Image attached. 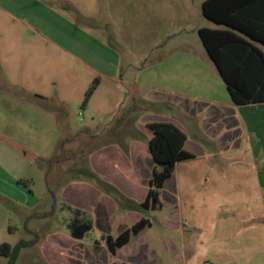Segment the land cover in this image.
Returning a JSON list of instances; mask_svg holds the SVG:
<instances>
[{"label": "rangeland", "instance_id": "1", "mask_svg": "<svg viewBox=\"0 0 264 264\" xmlns=\"http://www.w3.org/2000/svg\"><path fill=\"white\" fill-rule=\"evenodd\" d=\"M109 1L0 0V78L2 75L8 78L11 76L10 67L14 68L16 61L11 62L10 50L12 49L17 53L20 51L28 53L29 62L24 61L25 65L22 67L24 78L35 80L41 77L49 83H59L62 79L80 78L86 93L82 95L83 101L73 103L72 109L73 117L82 121L86 113L90 112L84 107L87 103V93L92 86L95 85L97 88L100 78L90 75L89 71L79 66L73 58L68 57L61 48L76 45L87 48L99 47L101 50L103 47L107 50V45L103 43L111 45L119 52L120 62L129 65L132 80L135 79L147 85L145 88L125 85L116 91L111 100H106L101 96L94 98V103L105 107L110 114L112 111V115H115V118L113 117L114 127L118 128L120 123L124 127L134 126L137 120L145 114L150 115L155 122H160L162 118H170L182 127L190 140L199 142L207 154L206 157L197 154L200 157L195 156L193 159L181 161L177 167L179 176H187L189 172L192 176H205L202 183L195 186L194 191L189 192L190 197L182 196L184 212L191 202L196 207H200L206 219L214 222L213 224L217 223L220 227L215 234L206 233L204 245L187 248L188 256L193 255L192 263L202 264L203 257L219 260L221 253L218 251L221 249L224 254L222 258L232 259L231 263L224 261L221 264H257L264 257V189L258 186V190H254L255 195H250L242 190L233 192V187L240 172L243 173V178L248 177V181L257 183L254 175L250 172L244 173V170L251 168L256 173L257 170L263 169L264 156L259 158V161L255 160V142L251 139L256 140V135L249 133L247 125V127H242V124L236 126L234 124H245L249 119L245 113L259 112L260 115L253 119L256 121L252 119L250 121L262 127L259 132L264 131V103L246 105L251 107L248 109L249 112L242 109L241 114L238 113V108L243 106L236 105L235 108L226 106L231 100L226 84L208 57L198 33L191 31L190 23L194 21L196 26L207 24L212 28L223 27L203 16L201 11L203 0H164V7L168 6L170 10L178 7L182 14L180 13L177 20H175L177 13L170 12L174 19L169 14L167 17L164 14V21L168 17L171 19L169 26L172 27L171 31H174V35L170 38L164 37L160 44L161 47L148 52L144 48H147L149 44H133L131 39L122 32L124 20L129 18V22L135 14L133 7L136 6L137 9L146 4L141 6V9L143 7V12L148 13L153 2L131 0V3H128L129 11L131 8V13H128L130 17L124 18L122 13L118 16L110 15ZM188 5H191L194 11L191 20L187 18ZM140 15L142 16V13ZM184 26L187 31H181ZM121 40L129 46V50L123 49ZM185 53L190 55L189 58L193 59L195 64L200 63V66L204 65L206 69L208 68L210 75L202 78L198 76L200 75L198 73L196 79L203 80V84H189V87L181 84V86L172 88L178 91L177 94L162 91L160 92L163 94L161 97L153 99L150 96L152 89L149 85H161V80L165 82L172 73L168 69H172L177 59H183L182 54ZM196 73L193 72V75ZM154 77H156V84L152 82ZM87 84L90 85L87 86ZM51 90L54 92L51 94L57 95L59 92L58 87H51ZM125 90L130 91L129 95L125 93ZM135 90L139 91L136 95ZM224 112H227L228 116L223 118L222 113ZM123 113L124 115L121 116ZM218 114L221 116H217ZM239 132L241 137L234 142V136ZM58 137L63 140L69 139L62 134ZM104 137L119 140L121 135L109 134ZM231 144H233L232 149L226 152L223 148ZM58 146L59 144L52 143L45 152L46 155L41 159L27 152L25 157L27 171L19 179L21 180L19 183L24 188L27 187L28 192H31L40 202L31 206L19 200L17 207L11 208V218L6 225L0 227V244L2 242L11 243L14 246L22 242L28 244L21 249L16 264H48L42 253L43 242L51 232L62 231L68 235L70 233L65 228L64 221L68 218L67 215L61 209L59 201L53 199L48 192V189L52 187L58 190L57 183L51 181L58 174V165L53 164L52 160V156L58 152ZM22 153L25 155L26 152L22 151ZM43 159L50 160L45 163ZM241 163H251V165L246 167ZM87 166L86 157L83 159V171ZM212 169L216 170L218 180L221 182L220 186H225L224 189H215L218 185L216 182H212L211 186L206 184V180L209 182L208 176L212 173ZM47 174H50L49 181ZM188 185L189 182H182L183 187ZM168 188L171 189L170 184ZM186 199L188 203H185ZM3 201L6 202L4 199ZM170 202L174 205L175 197L170 200L169 196L163 192L161 200L163 209L148 211L147 217L154 226L147 228L144 232L148 237L147 245L144 247L148 261L145 262L146 259L141 264H174L170 238H175L170 226L160 224L161 217L166 218L171 214L170 207H168L171 205ZM221 206L225 207L221 209L222 211L220 210L218 218L217 208ZM229 206H233L231 210L235 213L231 214V210L225 211V208ZM43 212H48L46 214L48 217L46 215L42 218L33 217ZM90 234L93 237L86 238V241L92 245L93 240L97 238V233L91 232ZM108 258L109 261L112 259L111 256ZM8 261L6 257L0 256V264H8ZM93 261L90 264H107L106 261H100V259Z\"/></svg>", "mask_w": 264, "mask_h": 264}, {"label": "crops", "instance_id": "2", "mask_svg": "<svg viewBox=\"0 0 264 264\" xmlns=\"http://www.w3.org/2000/svg\"><path fill=\"white\" fill-rule=\"evenodd\" d=\"M129 2L131 3V0H110L108 3L110 15L118 16L122 13L124 18L128 17V13H131ZM150 2H153V4H151L152 8L148 13L143 12V7L141 9V6L146 4L139 6L137 9L136 6L133 7L135 14L129 22V18L124 20L122 33L128 36L133 44H149L144 49L153 52L161 47L160 44L163 42L164 37L170 38L174 35V31H171L172 27L169 26L171 19L168 17L164 21V14L166 17L169 14L173 18L171 13H177L178 16L175 19L177 20L181 12L178 7L175 10H170L168 6L164 7V0H150ZM186 12L187 18L191 20L194 16L193 7L188 5ZM112 21L115 22L113 18ZM114 27L117 28V26ZM185 28L186 26L182 27L181 31H187ZM201 28L212 27L207 24L196 26L194 21L190 23L191 31H196L198 35ZM123 40H121L123 49L129 50V46ZM103 44L107 45V50L102 47L104 52L99 47L87 48L75 45L70 48H61L68 57L73 58L79 66L89 71L90 75L100 78L97 88L84 105L86 110H90V112L86 113L85 119L82 121L73 117L72 109L73 103L83 101L82 95L86 93V90L83 89V81L80 78L62 79L59 83H49L48 80L41 77L35 80L24 78L22 76L24 68L22 67L25 65L24 61L29 62L28 53L21 51L17 53L13 51L14 49L10 50L11 62L16 60L14 68L13 66L10 67L11 76L8 78L2 75L0 78V227L6 225L11 218V208L17 207L19 200L29 203L31 206L40 202L31 192H28L27 187L26 189L19 183V179L27 171V163L25 162L27 152L41 159L46 155L45 152L51 147L52 143H55L59 144L58 152L52 156V160L53 164L58 165V174L51 181L57 183L58 190L56 191L52 187L48 189V192L53 199L59 201L61 209L68 217L64 221L66 229L70 231V224L80 222L90 224L92 226L91 232L97 233V238L93 240L91 245L86 241V238L93 237L90 234L91 232L81 240L74 239L71 233L68 235L62 231L51 232L43 242L42 250L48 264H85L86 262L90 264V262H94L93 260L97 261L98 259L106 261L107 264L113 262L117 264H141L147 259L144 248L148 240L144 233L147 228L134 236L128 245L118 250L115 257H112L103 240V237L108 235L118 237L132 226L140 223L143 218L149 219L147 217L149 212L120 206L111 196L103 193L94 184L93 177L98 176L136 203L146 201L150 190L149 182L156 170V164L148 146L149 141L154 136L150 124L159 123L153 121L150 115L145 114L137 120L134 126L124 127L120 123L119 127L115 128L113 121L115 115H112V111L110 114V111L105 107H100L94 103V98L98 96L111 100L116 91L122 89L125 85L138 88L147 86L138 80H132L131 69L127 63L120 62L119 52L106 42ZM182 55L183 59H177L172 69H168L172 73L165 82L161 80V85H149L152 89L150 96L153 99L161 97L163 94L160 92L162 91H171L172 94H177L178 91H174L172 88L181 86V84L187 87H189V84H203V80L196 79L198 73L200 74L198 76H202V78L205 76L207 78L210 75V70L206 69L204 65L200 66V63L195 64V61L189 58L188 53ZM215 68L217 69L216 65ZM156 72L154 69V73ZM193 72L197 73L193 75ZM217 72L219 73L218 69ZM155 78L152 82L156 84ZM51 87H58L59 92L57 95L51 94L54 93ZM125 93L129 95L130 91L125 90ZM138 93L139 91L135 90V95ZM226 106L235 108L236 104L231 99ZM96 107L97 109H95ZM249 108L251 107L246 105L239 107L238 113L241 114L242 109L249 112ZM123 115L124 113L121 116ZM245 115L249 118L246 123H235L234 126L242 124L241 126L244 127L247 125L249 133L256 135L257 141L251 140L255 142V160L259 161V158L261 159L264 156V131L259 132L262 127L256 126L257 124L251 122L250 119L256 121L253 119H256L260 113H245ZM217 116H221V114ZM222 116L224 118L228 116V113L224 112ZM159 121L173 123L185 133L182 127L173 119L162 118ZM60 134L69 139L57 138ZM109 134H119L121 138L113 140L104 137V135ZM234 137V142H237L241 137L240 132ZM232 146L233 144L223 149L229 152ZM185 149L197 157H200L197 154L203 155L202 157L207 155L199 142L192 141L188 137ZM22 151L26 152L25 155ZM86 157L88 166L83 171V159ZM43 160L46 163L50 159ZM241 165L249 167L251 163H241ZM178 166L179 164H177ZM177 167L172 178L166 182L164 188L160 191V200H162L163 192L169 196L170 200L175 197V204L173 205L170 202L171 205L168 206L171 210L170 216L161 217L160 224L161 226H170L172 235L175 238H170L174 264H193V255L188 256L187 248L189 246L204 245L206 233L215 234L220 227L217 223L213 224L214 222L212 223L209 219H206L200 207H196L191 202L186 212H184L182 196L190 197L189 192L194 191V187L201 184L205 176H192L190 172L187 176H179V174L177 175V171H179ZM262 167L263 169L257 170L256 173L251 168L244 170V173L250 172L254 175L257 183L248 181L247 176V179L243 178V173L240 172L236 177L233 192L242 190L244 193L253 195L254 190H258V186L264 189V166ZM217 175L216 170L212 169V173L208 176L209 182L206 180V184L211 186L212 182H216L218 185L215 186V189H224L225 186H220L221 182L218 180ZM47 178L49 181L50 174H47ZM181 178L183 180H180ZM182 182H189V185L183 187ZM169 184L170 190L167 189ZM188 202V199H186L185 203ZM224 207L217 208L218 218L221 209H224ZM232 208L233 206L226 207L225 211L228 212ZM161 209H163V203ZM230 213L233 214L235 211L231 210ZM46 214L48 212L38 213L33 217L42 218ZM149 221L151 224L149 228H152L154 225L150 219ZM2 244L4 243L2 242L0 246ZM8 244L14 246V244ZM218 253H221L219 260L203 257L202 264H221L224 261L231 263L232 259L225 260L222 258L224 254L221 249ZM108 256L112 257L110 261ZM147 261L148 259L145 262ZM257 264H264V257Z\"/></svg>", "mask_w": 264, "mask_h": 264}, {"label": "trees", "instance_id": "3", "mask_svg": "<svg viewBox=\"0 0 264 264\" xmlns=\"http://www.w3.org/2000/svg\"><path fill=\"white\" fill-rule=\"evenodd\" d=\"M202 11L208 20L223 27L201 28L199 37L233 103L238 106L264 103V0H205ZM95 89V85L90 88L86 102ZM150 128L154 136L148 146L156 170L149 182L146 201L136 203L98 176L93 177L94 184L120 206L146 212L162 208L160 191L174 175L177 164L195 157L185 149L186 134L173 123H152ZM150 226L149 219L143 218L118 237L108 235L103 240L115 257L118 250ZM69 229L74 239L81 240L92 231V226L74 222ZM26 246L25 242L16 246L4 243L0 246V256L8 258V264H16L21 249Z\"/></svg>", "mask_w": 264, "mask_h": 264}]
</instances>
